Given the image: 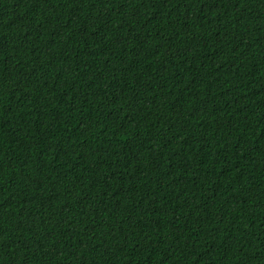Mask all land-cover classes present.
Returning a JSON list of instances; mask_svg holds the SVG:
<instances>
[{"label": "trees", "instance_id": "1", "mask_svg": "<svg viewBox=\"0 0 264 264\" xmlns=\"http://www.w3.org/2000/svg\"><path fill=\"white\" fill-rule=\"evenodd\" d=\"M0 264H264V0H0Z\"/></svg>", "mask_w": 264, "mask_h": 264}]
</instances>
